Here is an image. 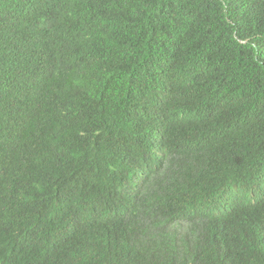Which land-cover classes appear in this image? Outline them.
Instances as JSON below:
<instances>
[{
	"label": "trees",
	"instance_id": "trees-1",
	"mask_svg": "<svg viewBox=\"0 0 264 264\" xmlns=\"http://www.w3.org/2000/svg\"><path fill=\"white\" fill-rule=\"evenodd\" d=\"M0 264H264V0H0Z\"/></svg>",
	"mask_w": 264,
	"mask_h": 264
},
{
	"label": "rangeland",
	"instance_id": "rangeland-1",
	"mask_svg": "<svg viewBox=\"0 0 264 264\" xmlns=\"http://www.w3.org/2000/svg\"><path fill=\"white\" fill-rule=\"evenodd\" d=\"M229 194L232 195L231 192H230ZM233 198H235V197H233ZM256 199H257V195H253L252 198H251V201H252V200H256Z\"/></svg>",
	"mask_w": 264,
	"mask_h": 264
},
{
	"label": "clouds",
	"instance_id": "clouds-1",
	"mask_svg": "<svg viewBox=\"0 0 264 264\" xmlns=\"http://www.w3.org/2000/svg\"><path fill=\"white\" fill-rule=\"evenodd\" d=\"M256 200L252 201V202H255Z\"/></svg>",
	"mask_w": 264,
	"mask_h": 264
}]
</instances>
